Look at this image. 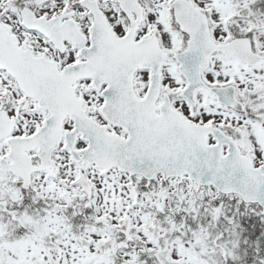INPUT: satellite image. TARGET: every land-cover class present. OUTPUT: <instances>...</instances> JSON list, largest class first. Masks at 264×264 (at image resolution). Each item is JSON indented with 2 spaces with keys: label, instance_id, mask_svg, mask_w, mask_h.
<instances>
[{
  "label": "snow or ice",
  "instance_id": "6c2138e0",
  "mask_svg": "<svg viewBox=\"0 0 264 264\" xmlns=\"http://www.w3.org/2000/svg\"><path fill=\"white\" fill-rule=\"evenodd\" d=\"M0 264H264V0H0Z\"/></svg>",
  "mask_w": 264,
  "mask_h": 264
}]
</instances>
